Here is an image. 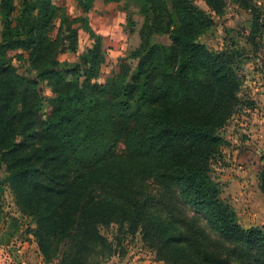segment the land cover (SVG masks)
<instances>
[{"label": "trees", "instance_id": "16d2710c", "mask_svg": "<svg viewBox=\"0 0 264 264\" xmlns=\"http://www.w3.org/2000/svg\"><path fill=\"white\" fill-rule=\"evenodd\" d=\"M74 1L77 17L58 16L52 0H20L19 15L14 0H0V224L7 187L36 224L47 261L52 236L66 247L59 264H102L117 253L101 227L116 224L124 236L139 233L163 264H264V231L239 225L210 175L225 142L221 131L251 105L239 96L235 52L202 42L215 33L212 18L194 0H134L144 17L140 46L109 74L102 38L88 21L95 0ZM202 1L220 17L236 3L250 15L251 36L264 31L252 0ZM75 25L92 47L77 62L60 63L59 42L76 50ZM36 116L43 117L39 125ZM35 125L38 141L27 146ZM148 181L160 196L129 198ZM258 190L264 194V160ZM10 219L0 245L20 230Z\"/></svg>", "mask_w": 264, "mask_h": 264}, {"label": "rangeland", "instance_id": "374dc122", "mask_svg": "<svg viewBox=\"0 0 264 264\" xmlns=\"http://www.w3.org/2000/svg\"><path fill=\"white\" fill-rule=\"evenodd\" d=\"M197 6L205 10L208 16L213 20L214 35L205 37L202 42L210 49L218 51L232 50L235 52V71L240 79L239 96L243 101L251 104L248 108H243L240 114H236L229 120L227 126L221 131L224 138V145L220 149L219 156L211 167L210 175L213 180L218 183L222 200L229 205L236 215L237 222L245 229L251 227H258L256 222H251L249 216L252 214L251 202H253V194H259L258 190V173L248 176L244 166H236L233 162V155L231 152L233 146H236L235 139L246 138V135L239 132L235 128L239 122H246L251 113H255L261 106L264 108V98L260 97L258 91L259 83L264 81V31L258 32L254 37L251 36L250 15L249 13L241 10L236 3L228 2L224 9L223 15L217 16L208 12V8L202 0H194ZM253 4L259 8L261 20L264 21V0H252ZM17 15L22 11L20 0H14ZM55 7L58 8V16L65 13L69 17H77L81 15L74 0H52ZM139 4L134 0H119L118 2L105 3L103 0H95L93 8L88 13V21L91 29L102 38V52L105 59L104 71L109 74H115L118 71V64L120 61L129 58L131 53L138 49L140 46L139 32L144 23V17L140 14ZM34 14V13H33ZM131 16L132 24H127V16ZM60 18L57 17L49 33V38L54 40L56 38ZM77 28L78 42L74 52L62 48L63 42L57 44L55 50L56 60L60 63L63 62H77L80 56L86 53L91 47L93 40L83 30L80 25H75ZM1 21H0V34H1ZM252 42H248V40ZM159 39L166 46L171 42L168 35L161 34ZM131 62L132 60H128ZM133 63V62H132ZM37 70H32V74H37ZM254 82H256L254 84ZM40 88L45 96H50V87L47 82L43 81ZM260 97V98H259ZM259 100V101H258ZM46 105V104H45ZM259 105V106H258ZM43 117L36 116L34 124H38ZM39 125V124H38ZM38 125L33 127L36 134L32 137L26 138L24 143L27 146L36 144L38 141V132L40 128ZM236 137V138H235ZM235 138V139H234ZM119 153L124 152L122 144L117 146ZM240 168V173L237 170ZM260 170V169H259ZM4 174L0 173V180ZM162 193L161 188L154 181H148L138 189V193H129V198L140 199L146 195L154 197L160 196ZM4 205L3 214L5 215V223L0 224V243H4L6 238V231L10 228L11 219L15 218L19 222L20 230L14 237L9 239L7 244H1L0 249L5 250L8 254L10 264H59L62 251L66 248L59 237H50V256L48 260L43 256L39 246L38 240L34 234L36 224L31 223V218L22 215L16 207L10 190L6 187L4 191ZM254 209H257L254 208ZM149 210L152 211V208ZM189 216H192L190 209H187ZM201 224L209 228L205 222ZM261 230L264 231L263 228ZM101 234L104 235L109 242L115 246L116 258L115 262L122 264L126 258L132 253H139L145 256L142 261L149 256V250L143 246L141 236L139 233L135 235L124 236L119 231L116 224H111L108 227H101ZM214 236V235H213ZM117 244H119L117 246ZM58 251H57V250ZM151 252V251H150ZM113 257L108 258L107 261ZM102 262V264L107 263Z\"/></svg>", "mask_w": 264, "mask_h": 264}, {"label": "crops", "instance_id": "0c3cea01", "mask_svg": "<svg viewBox=\"0 0 264 264\" xmlns=\"http://www.w3.org/2000/svg\"><path fill=\"white\" fill-rule=\"evenodd\" d=\"M255 91H258L260 97L264 98V81L259 83V87ZM261 103H263V100L260 102L261 108L259 110L257 109L255 113H251L246 122H239L235 127L237 129L241 127L238 131L246 135V138H241V141L238 138L235 139L236 137L234 138L233 143L236 146L232 147L234 149L231 152L233 155L232 160L236 166H244L246 171L241 173L246 172L248 176H252L253 174L257 175L264 160V108L261 106ZM239 171L240 168L236 174L240 173ZM251 199H253L251 205L254 206L252 207V214L249 215L251 216L250 220L251 222H256L259 228L264 229V194L261 192L259 194H253ZM256 207L257 209H254ZM142 252L139 250V253L130 254L122 264H163L157 261L154 253L150 251L147 259L145 258L142 261L145 257ZM115 260L116 258L113 257L105 264H119ZM0 264H10L7 252L2 249H0Z\"/></svg>", "mask_w": 264, "mask_h": 264}]
</instances>
